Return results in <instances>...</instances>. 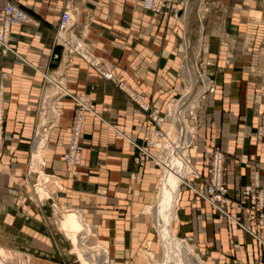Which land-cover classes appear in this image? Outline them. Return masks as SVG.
<instances>
[{
	"label": "crops",
	"instance_id": "crops-1",
	"mask_svg": "<svg viewBox=\"0 0 264 264\" xmlns=\"http://www.w3.org/2000/svg\"><path fill=\"white\" fill-rule=\"evenodd\" d=\"M15 1L31 21L12 27L11 45L18 55H3L0 48L5 131L12 136L0 155V226H34L30 248L47 253L44 260L54 263L58 260L50 255H61L50 228L60 226L53 221L55 212L76 209L86 224L94 229L99 226L100 243L110 250L114 263L127 258L128 264H143L142 259H132V245L143 239L147 226H154L146 210L156 201L162 173L132 143L144 145L148 118L126 93L81 57H71L68 64L65 57L56 59L54 55L62 52L55 36L62 12L71 9L74 30L93 55L104 59L118 79L153 109L164 112L182 90V3L186 0H172V9L160 15L144 9V0ZM206 4L214 12L211 23H221L209 31L207 41V57L216 62L208 69L217 75V91L208 101L198 146L191 156L204 174L203 144L210 150L221 147L227 153L231 195L264 190V0H206ZM2 7L0 2V11ZM252 54L258 55L262 76L248 73ZM63 68L67 94L58 100L60 118L49 135L45 167L40 168L50 176L47 187L52 199L40 203L30 198L39 174L31 170L33 140L50 86L43 74L50 76ZM80 94L89 96L99 116L86 114L80 135L82 162L74 167L62 157L70 149L77 108L72 96ZM148 151L154 156L158 153L154 148ZM138 158L143 166L137 164ZM232 213L264 241V228H257L245 214ZM176 217L173 226H180L179 236L208 252L210 264H264L261 241L192 191L184 190ZM214 246L219 249L212 251Z\"/></svg>",
	"mask_w": 264,
	"mask_h": 264
},
{
	"label": "built area",
	"instance_id": "built-area-1",
	"mask_svg": "<svg viewBox=\"0 0 264 264\" xmlns=\"http://www.w3.org/2000/svg\"><path fill=\"white\" fill-rule=\"evenodd\" d=\"M0 2L3 4V7L0 11L1 52L3 55H7L9 53L18 55L11 45L12 27L15 25H23L29 23L31 21L30 16L15 0H0ZM169 3L170 0H144L143 7L144 9L151 11L155 15H160L164 13L167 7H169ZM55 41L56 46L62 49L61 56L54 55L56 59H59L60 57L61 59H63L65 57L66 64H68L71 57H81L100 76H102L105 80L112 82L119 90L126 93L131 101L146 115V117L148 118V123L143 128L144 145L140 146L135 142L132 143L136 148L139 149L142 155L148 156L162 170V167L157 162V160L163 153V142L168 139V133L165 129V126L167 125V121L169 120V104L167 105V108L164 112H161L159 109H153L152 106L145 101L143 96L132 92V90L124 82L118 79L113 69L106 64L104 59L94 56L89 45L84 42L83 38L79 37L75 32L74 22L72 19V10L69 8H66L61 14ZM184 44L185 49L187 50L185 37ZM206 79L208 81V85L200 99L198 108L194 112L187 113L188 122L194 129V141L192 143V146L189 148L190 152L198 146V130L202 125V119H205V111L208 105V101L210 97L216 92V86L214 82H212L209 78ZM180 83L181 88H183L184 84L181 78V73ZM63 95L66 94L60 95L59 98H61ZM179 96L181 97L180 94ZM72 97L77 104V108L71 127L72 138L70 143V150L69 153L63 155L62 160L74 167H78L81 165L82 154L84 151V148L80 144V123L85 120V116L88 112H92L94 110L91 107V102L87 94H80L78 96ZM176 99L177 98L175 97L169 103ZM4 124L5 100L3 94L0 93V155L4 151L6 141L9 140L8 136L5 134ZM34 142L35 137L33 140V146ZM153 148L158 150V153L155 156L150 154L148 151L149 149ZM202 154L206 155L207 158V171L204 174L198 171L190 153V164L193 168V171L190 176L187 177L181 184L180 200L183 196V190L192 191L197 197L204 200L216 211L220 212L230 221L234 222L236 225L240 226L242 229L261 241L262 245L264 246V241L260 239V237L251 229V227L246 226L243 222L240 221L238 217L234 216L232 213L236 211L243 215L245 214L247 220L251 223H254L257 228H264V190H242L238 194H234L232 196L227 181V153L220 147H214L210 150L208 145L203 144ZM136 162L139 166L144 165V161L139 158L136 159ZM42 167H45L44 163L42 164ZM73 173L74 175L77 174L76 171H74ZM34 197L37 198L38 202L42 203L37 194H34ZM93 242L96 243L97 241L93 240ZM107 261V264H109V256Z\"/></svg>",
	"mask_w": 264,
	"mask_h": 264
},
{
	"label": "bare ground",
	"instance_id": "bare-ground-1",
	"mask_svg": "<svg viewBox=\"0 0 264 264\" xmlns=\"http://www.w3.org/2000/svg\"><path fill=\"white\" fill-rule=\"evenodd\" d=\"M72 19H73V14H72ZM195 19L193 20V22H195ZM186 38L189 39L188 33L186 35ZM188 73H189L188 83L190 86L189 89H194L197 91V93H199L200 87L201 88L202 86L204 87L205 84L208 85L207 79L205 77L203 79L199 75L198 67L195 60L188 62ZM43 76L51 85V87L50 86L49 87L50 89H53L52 91H54V93L47 94V98L45 97L43 101L45 102L46 100L47 103H45L43 108L42 121H41L39 134L36 131L37 136H35V142H34L35 147L33 146L34 147L33 150H35L33 154V167H32L33 171H38L37 167L42 162L45 147L47 146L46 142L48 141V137L46 136V134L48 133L49 127L51 126L50 124H53L57 121L55 124H53L52 128H50L49 135L53 127L59 121L60 108L58 107V98L62 94H67L66 88L64 86V82L62 81L61 83L60 81L63 80L64 78V68L60 69L52 76L51 75L46 76L45 74H43ZM181 78H182V72H181ZM182 91L183 89L181 90V97L178 100H181L183 97ZM200 99L198 100L194 108L187 109L184 112V114L182 110L177 111L175 117L171 115V112H169V107H168L169 120L167 121V125L165 126V129L168 133V139H166L163 142V153L161 154L160 158L157 160V162L162 167L161 172L163 171L162 172L163 176H161L162 179L160 177V183L162 180L163 187L161 189V193L159 194V196L157 194V197L159 199L158 205L156 202L152 206L155 207V209L149 206V209L147 208L146 210V212L154 220L153 229L158 235L157 243H159V251L148 250L146 252V258H148L147 259L148 264H206L203 261V259L197 253H195V250H193L186 243L185 240H180L178 238L177 232L173 227V222L174 224L176 223V219H177L176 216L178 214L179 205L181 201L180 200L181 184L185 181L187 177L190 176V174L193 171V168L191 167L190 164L191 152L189 151L190 150L189 148L192 146V143L194 141L193 140L194 129L188 122L187 113L194 112L198 108ZM175 101H177V99L172 101L171 103ZM49 102L52 104H49ZM47 104L49 105L47 106ZM53 109L55 110L57 109V113L56 111H53ZM88 113L99 116L96 113V111H92ZM49 120L52 121L49 123ZM84 121L80 123L81 130ZM186 124L188 125L189 129L186 128ZM185 128L186 131L183 133ZM41 145H43L42 148H40ZM42 164L39 165L40 168L42 167ZM41 173H43V170L41 171ZM40 174L38 179L39 184L37 186L35 185L36 186L35 191L38 197L42 199L45 197H49L50 193L43 185L44 181L46 180V176L44 177V180L39 181L41 179ZM46 182L48 183V180ZM61 227L62 230L66 233V236L71 241L74 247L73 253L77 255V258L81 264H101L99 262H103V261H98L99 260L98 258L100 257L99 255L100 252L103 251L101 249L106 250L105 248L101 247L99 243H95V245H93L89 249H87V247L85 246V243L87 244L88 241L92 237H94L92 232L94 227L89 226L84 222V219L80 214V212L76 210L65 211V216H64V220L61 223ZM4 257H5V252L3 249L0 248V264H4L3 261L5 259L2 260Z\"/></svg>",
	"mask_w": 264,
	"mask_h": 264
},
{
	"label": "rangeland",
	"instance_id": "rangeland-1",
	"mask_svg": "<svg viewBox=\"0 0 264 264\" xmlns=\"http://www.w3.org/2000/svg\"><path fill=\"white\" fill-rule=\"evenodd\" d=\"M186 3H187V5H186ZM169 4H170L169 7H167L165 10H167L169 8L172 9V0H170ZM213 15H214V12H212L210 9V6H208L206 4V0H204V1L203 0H188V1L186 0L185 2L182 3V23L184 24L183 25L184 26L183 27V31H184L183 37H185V43H186L187 50L185 49L184 38H183L182 43L184 44V53L182 55V64H181L182 80L184 82V86H183V88H181V89H183V91H182L183 97L181 100H178L180 97L179 94L181 95V90H180L178 97H176L177 101H175L171 104L169 103L170 104L169 112H171V115L173 117H175L177 111L182 110L183 114H184V112L187 109L194 108L196 106V103L198 102L200 97L203 95V93L207 87L206 84L204 87L203 86H202V88L200 87L199 93H197V91L194 89H189L190 86L188 83V74H189L188 73V62L195 60L197 67H198L199 75L203 79H204V77H206V78H209L212 82H214V84L216 86V91H217V75L215 72H212V73L209 72V69H208L209 67L216 66V62L214 60L208 59V57H207V41H208L209 31H211V30L213 31L214 29L220 28V25H221V23H211V18L213 17ZM194 19H195V22H193ZM73 20H74V17H73ZM187 33H188L189 39L186 38ZM61 52H62V49H61ZM185 57H186V60H185ZM251 57H252V60H251L250 66L248 68L249 69L248 73L252 74L254 76H262V74L260 73V71L258 70V67H257V64L259 62L258 55L252 54ZM184 60H185V62H184ZM228 63H230V64L232 63L231 58L228 59ZM182 66H183V69H182ZM60 81L62 83V81L64 82V79L60 80ZM50 87H51V85H50ZM50 87L46 93V98H47V94H49V93L53 94L54 93V91H52L53 89H50ZM215 94H216V92H215ZM45 103H47L46 100H45V102H43V106L41 109V115H40V120H39V124H38V129H37L38 134L40 132L41 121H42V112H43V108H44ZM49 104H52V103L49 102ZM49 104H47V106ZM53 106H54V104H53ZM53 111H56V113H57V109L56 110L53 109ZM57 120H58V118H57ZM5 121H6V119H5ZM51 121L49 120V123ZM55 123H53V124H55ZM53 124H50L51 126L49 127V130H50V128H52ZM186 128L189 129L187 124H186ZM186 128L183 131V133L186 131ZM4 130H5V124H4ZM49 130H48V133L46 134V136L48 137V141H49ZM5 134L9 138V140L6 141V143H5V148H6L7 143L12 140V136L8 135L6 133V131H5ZM48 141L46 142L47 146L45 147L44 156H43L42 162L40 164H42L44 162L45 155H46V152L48 150ZM42 147H43V145L40 146V148H42ZM5 148H4V150H5ZM34 151L35 150H33V154H34ZM67 153H69V151ZM33 154H32V161L30 160L32 162L31 163V170L33 167ZM30 159H31V156H30ZM0 163H1V161H0ZM39 165L37 167L38 171H34V172H38L40 174L41 171H40ZM3 169L5 170L4 167H3ZM39 174L37 176H39ZM162 174L163 173H161V176H163ZM40 175H41V179L39 181L44 180V177L46 175L44 173H41ZM38 179L39 178L37 177V181L34 185L37 184ZM161 179H162V177H161ZM47 180H48V183L51 181L46 176V180L43 183V185L46 189H48V187H47L48 183L46 182ZM38 184H39V182H38ZM34 185H33V191H34V194H36L35 193L36 191L34 190V188L37 185L36 186H34ZM162 187H163L162 186V180H161V183L158 180V183L156 184V188H157L156 191L158 193V196L161 193ZM158 188H159V190H158ZM48 192L50 193L49 189H48ZM34 194H33V197L30 198L32 201L34 199L37 200V198L34 197ZM50 196L42 198V199H40L39 197L38 198L44 202L47 200H51V198H52L51 193H50ZM156 199L157 200L155 201V203L157 202V205H158L159 199H158V197H156ZM152 206H150V207L155 209V207H152ZM59 209L57 210V212H59V213L55 212V214H58V215H56V219H54L53 221L56 223L58 222L60 226H58L56 224H54V226H50V228L54 232L55 237L57 238V243L61 249V255H59V256L58 255H50V256H56V258L58 260L57 262L52 263L49 260H44V258L47 259L48 254L44 253L43 255H41L39 252L36 253L34 245H33L34 248H30L29 245H30L31 238H32V237H30L31 236L30 229L33 228L34 226H0V248L3 249L5 252V257L2 259V260L5 259L3 261V263L4 264H81L77 258V255H75L73 253L74 247H73L71 241L66 236V233L62 230V227H61V223L64 220L66 210H63L61 213L59 211ZM148 209H149V207H148ZM143 212H145V211H143ZM21 215H22V217H25V211L22 210ZM173 224H174V222H173ZM173 227L177 232L178 238L180 240L187 241L190 246L192 245L191 247L195 250V253H197L203 259V261L206 264H210V262H211L209 260L210 254L208 252L203 251L199 247L195 248V246L191 243V241L188 240V237L179 236L178 231H179L180 226H173ZM98 229H99V226H95V229L93 228L92 232H93L94 237H92L88 241L87 244L85 243V246L87 247V249L91 248L93 245H95L93 240H96L97 241L96 243H99V245H101V247L106 249V250L101 249L103 251L100 252V254H99L100 257L98 258L99 260L98 259L97 260L103 261V262H99L101 264H107L108 263V261H107L108 256L110 257V250H108L107 246L100 243L102 239L98 235ZM143 234H144V237L142 236L143 239H140L141 237H139L136 241L133 242L132 250L135 252V255L133 254L132 259L135 260V258L136 259L139 258V260H141V259L143 260V262H144L143 264H148V260H147L148 258H146V252L148 250L159 251V243H157V236L158 235L154 231L153 226H147V230H145V232H143ZM149 239H151V240L149 241ZM148 241H149L150 245L152 244L151 247L149 246ZM218 249L219 248L217 246H214L212 251H217ZM40 252H42V251H40ZM58 254H59V252H58ZM101 258H102V260H101ZM218 262H220V261L218 260ZM109 264H128V260L126 258V260H122L121 262L114 263L112 261V259L110 258ZM135 264H137V263L135 262ZM228 264H231V263L228 262ZM249 264H252V263H250V261H249ZM253 264H254V262H253Z\"/></svg>",
	"mask_w": 264,
	"mask_h": 264
}]
</instances>
